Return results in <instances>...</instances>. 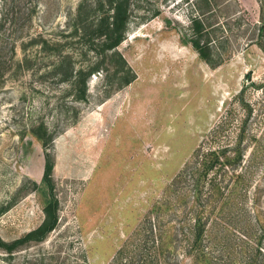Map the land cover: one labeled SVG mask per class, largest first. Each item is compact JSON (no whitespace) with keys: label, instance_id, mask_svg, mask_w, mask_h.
Returning <instances> with one entry per match:
<instances>
[{"label":"rangeland","instance_id":"rangeland-1","mask_svg":"<svg viewBox=\"0 0 264 264\" xmlns=\"http://www.w3.org/2000/svg\"><path fill=\"white\" fill-rule=\"evenodd\" d=\"M111 13L107 0H0V237L43 220L46 151L60 201L55 230L0 248V264H264L260 0H130L125 37L107 49L98 26ZM128 65L135 77L116 89ZM91 67L82 100L85 76L70 72ZM215 150L236 166L204 176L197 200V167ZM200 207L208 262L188 254Z\"/></svg>","mask_w":264,"mask_h":264},{"label":"trees","instance_id":"trees-1","mask_svg":"<svg viewBox=\"0 0 264 264\" xmlns=\"http://www.w3.org/2000/svg\"><path fill=\"white\" fill-rule=\"evenodd\" d=\"M109 3V7L112 10L111 15H107L101 18L100 24L98 26L99 28V33L103 35V39L100 42V46L103 48L107 49H112L115 48L119 45V43L124 39V34L127 29V24L129 22V2L130 0H107ZM261 8L264 11V0H260ZM104 5V4H103ZM83 6V5H82ZM82 6L80 5L79 11H81ZM102 6V3H101ZM111 17V19H110ZM194 21V27L196 31L199 34H203L205 31V28L203 27L202 20H200L198 17L193 18ZM192 42V45L195 47V49L198 51V53L210 64H215L213 59H211L209 51L211 47L209 46V43H202V40L198 37H192L190 39ZM121 59L123 63H127L126 60L121 56ZM61 61V60H60ZM64 60H62L63 62ZM124 65V64H123ZM21 65H19L20 68ZM70 66V64H69ZM96 70L94 67H91L89 71L85 72L83 69L79 70L76 72V74H73V71L70 72L72 73L73 76H85L83 77L82 81H80L78 84H75V86L78 88V93L80 94L78 97H80L82 100H86V91H87V80L85 79L86 76L90 75L91 72ZM122 73L118 77V81L116 84V89H119L123 87L124 85L128 84L134 77L135 75L132 74L131 68L128 65L126 69H122ZM43 138V137H42ZM222 151V150H221ZM218 150V152L212 151L210 154L212 155L211 158L207 160H203L202 162H199V166L197 167L199 177L196 180V187L198 189V192L196 193V198L197 200H201V191L202 188L201 186V181L204 176H207L210 172L215 171V169H218L219 167H235L236 163H238V158L241 156V150L238 149L237 151V161H233L234 159L231 156L225 157V159L221 160L220 156L221 154H224L225 151L221 152ZM53 160L51 158V154L46 151L45 152V166H44V173H43V178L42 182L43 184L47 187V198L46 202L43 208L44 211V217L41 223L25 233L23 236L17 237L11 241H6L0 237V248L4 252H8L10 255L19 250L23 246H27L32 242H40L44 241L50 233L55 230V228L58 225L59 222V206H60V201L59 198L55 192V186L52 178V173H53ZM237 177L241 176V173H236ZM212 185L210 186V189L212 192L220 193L222 186L219 184V182L212 181ZM35 185L37 186L38 184L35 182ZM199 202V201H198ZM4 209V208H3ZM2 209V210H3ZM194 218V223H191V234H192V243L190 245V249L188 251V254L192 255L194 259L200 258L205 260L206 262L210 261V256H208V252L206 249L203 247V240L206 236L207 233V228H206V219L204 218V209L203 207H200V209L197 211V213L193 216ZM147 231H151V233L148 232V234L154 236L153 240V247H155V251L157 253H161L164 250L165 251H170V246L172 244L171 241L167 240L163 234H154L153 228H149L145 230V233ZM170 231L168 230L167 233ZM145 250L143 248L140 249V254L141 252H144ZM168 251V252H169ZM121 253L125 252V248H123ZM135 263V261H134ZM139 264H155V263H150L142 258L138 262ZM158 264V262L156 263ZM246 264H256L255 262L253 263H246Z\"/></svg>","mask_w":264,"mask_h":264}]
</instances>
